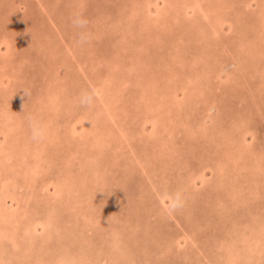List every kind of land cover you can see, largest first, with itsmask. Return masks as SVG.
Instances as JSON below:
<instances>
[{"label": "rangeland", "instance_id": "rangeland-1", "mask_svg": "<svg viewBox=\"0 0 264 264\" xmlns=\"http://www.w3.org/2000/svg\"><path fill=\"white\" fill-rule=\"evenodd\" d=\"M0 264H264V0H0Z\"/></svg>", "mask_w": 264, "mask_h": 264}, {"label": "clouds", "instance_id": "clouds-1", "mask_svg": "<svg viewBox=\"0 0 264 264\" xmlns=\"http://www.w3.org/2000/svg\"><path fill=\"white\" fill-rule=\"evenodd\" d=\"M77 23H80L79 21ZM91 102V96L87 93L83 94L80 99L81 104H89ZM30 129L33 140H38L43 138L44 132L43 129L36 123L30 122Z\"/></svg>", "mask_w": 264, "mask_h": 264}, {"label": "bare ground", "instance_id": "bare-ground-1", "mask_svg": "<svg viewBox=\"0 0 264 264\" xmlns=\"http://www.w3.org/2000/svg\"><path fill=\"white\" fill-rule=\"evenodd\" d=\"M124 82V81H123ZM189 128V127H188ZM191 128V127H190ZM208 128V127H207ZM213 128V127H212ZM192 130V129H191Z\"/></svg>", "mask_w": 264, "mask_h": 264}]
</instances>
